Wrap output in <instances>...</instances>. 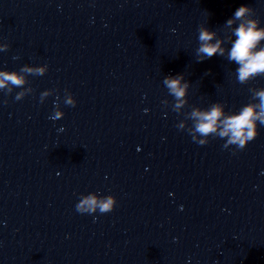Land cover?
<instances>
[{
    "label": "clouds",
    "instance_id": "obj_1",
    "mask_svg": "<svg viewBox=\"0 0 264 264\" xmlns=\"http://www.w3.org/2000/svg\"><path fill=\"white\" fill-rule=\"evenodd\" d=\"M252 8L247 5H242L236 9L234 18L236 20L241 19L247 13L251 12ZM227 23L231 25L233 20H228ZM257 21L249 20L247 23H242L236 30L234 35L237 37L235 43L231 48L229 55L230 60L236 61L240 66L238 68V79L240 82H245L249 77L264 73V49L259 52H254L253 49L256 47L261 39H264V29L257 28ZM214 33L209 32L207 29L200 28L198 40L200 46L197 49V55L200 59L211 58L218 51L223 55V49H220L219 42L212 44L210 41L213 39ZM47 67V65L45 66ZM24 71V69H21ZM29 73H32V69H28ZM36 74L43 75L45 68L35 69ZM0 89L5 88L7 83H11L13 86H21L24 83L22 77L18 76L15 72H0ZM183 80L182 75L176 77H165L164 85L169 90V93L174 96L177 101L185 95V90L188 87L187 83L181 84ZM10 92V89H9ZM260 98V104L248 105L244 107L239 114L231 115L226 117L223 121H220L223 115L222 109L218 105H214L211 111L199 112L194 111L192 116L196 119L195 131L203 136H207L210 133H216L218 127V121L223 125L222 130L218 135L223 138L229 137L228 143L237 146L238 149H244L247 144L254 140L257 135L256 122L259 121L260 125H264V91L257 93ZM23 94H17L15 97L17 100L22 98ZM66 105L75 106L76 100L71 97L66 101ZM177 107L180 106L178 103ZM259 107L261 110L256 111ZM49 117L52 120L64 116L63 113L55 110ZM192 140L199 145H205L207 141H197L195 137ZM115 196H107L103 199L98 198L96 195H88L79 199L76 205V211L81 214H94L97 211L101 214L109 213L113 211L116 206Z\"/></svg>",
    "mask_w": 264,
    "mask_h": 264
}]
</instances>
